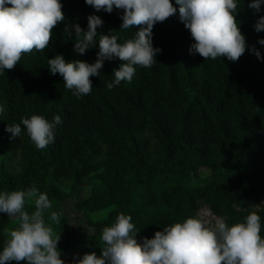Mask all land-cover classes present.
<instances>
[{"label":"trees","instance_id":"trees-1","mask_svg":"<svg viewBox=\"0 0 264 264\" xmlns=\"http://www.w3.org/2000/svg\"><path fill=\"white\" fill-rule=\"evenodd\" d=\"M60 2L65 19L48 47L0 70V193L36 187L47 194L52 209L45 222L61 235L60 258L93 251L100 256L102 229L121 213L131 215L138 242L203 209L229 226L256 212L264 238V46L258 43L264 30H255L264 2L257 13L249 8L252 0H236V20L249 47L232 62L189 52L194 40L172 0L177 12L153 27V47L161 51L152 66H134L131 82L109 90L123 62L105 60L99 76L90 77V94L79 97L62 76L50 74L48 60L62 54L66 62L94 63L100 35L123 43L139 29H121L122 9L109 14L85 0ZM90 15L103 26L96 46L81 55L74 51L71 26L86 31ZM32 115L50 123L61 117L44 149L36 148L23 125L20 137L5 131ZM34 210V203L26 204V211ZM51 211L61 214L59 224L49 220ZM16 227L15 217L0 213V252L5 229Z\"/></svg>","mask_w":264,"mask_h":264},{"label":"clouds","instance_id":"clouds-1","mask_svg":"<svg viewBox=\"0 0 264 264\" xmlns=\"http://www.w3.org/2000/svg\"><path fill=\"white\" fill-rule=\"evenodd\" d=\"M264 0H252L249 8L261 10ZM96 12L112 13L122 9L121 29L138 28L135 38L118 42L116 35H100L99 51L94 63L76 60L66 62L62 54L48 60L51 75L63 77L67 89L77 97L90 94V77L99 76L105 60L118 58L121 62L114 71V81L106 87L111 90L121 81L131 82L136 65L148 68L161 51L153 47V27L177 12L172 0H85ZM179 6V19L190 31L194 43L189 52L204 60L226 57L235 62L248 49L245 36L236 20V0H175ZM60 0H0V70H12L25 53L43 52L52 39L53 29L64 21ZM103 20L97 15L88 17L85 31L79 24L71 27L75 32L74 51L81 55L97 44V28ZM257 32L264 30V16L255 25ZM65 31L72 35L66 27ZM258 43L264 46V39ZM256 57L260 52L252 46ZM155 58V59H154ZM5 111L0 106V114ZM62 123L59 115L50 123L41 115L23 118L20 124L7 125L11 138L20 137L24 126L37 149H44L54 141L53 128ZM34 203L35 210L26 211V204ZM52 209L46 193L36 187L0 193V213L18 220V227L5 229L7 239L0 252V264L15 261L26 264H65L57 245L60 233L45 222V211ZM204 213L177 222L156 231L154 238L138 242L131 215L118 214L115 222L102 229L100 256L93 251L73 264H264V238L261 237L260 216L256 212L246 222L229 226L223 219L207 217ZM61 214L51 211L49 220L60 223Z\"/></svg>","mask_w":264,"mask_h":264},{"label":"rangeland","instance_id":"rangeland-1","mask_svg":"<svg viewBox=\"0 0 264 264\" xmlns=\"http://www.w3.org/2000/svg\"><path fill=\"white\" fill-rule=\"evenodd\" d=\"M16 161H17V158H16ZM204 213H208L209 215L207 216V217H205V218H211V217H213L207 210H205V209H203L201 212H200V214L202 215V214H204ZM61 259L62 260H64L65 261V264L67 263V264H73V260H72V257L71 256H64V257H61Z\"/></svg>","mask_w":264,"mask_h":264}]
</instances>
